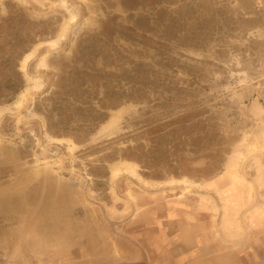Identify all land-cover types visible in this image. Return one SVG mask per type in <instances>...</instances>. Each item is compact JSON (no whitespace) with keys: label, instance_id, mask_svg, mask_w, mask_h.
<instances>
[{"label":"rangeland","instance_id":"374dc122","mask_svg":"<svg viewBox=\"0 0 264 264\" xmlns=\"http://www.w3.org/2000/svg\"><path fill=\"white\" fill-rule=\"evenodd\" d=\"M130 3L0 0V109L28 75L45 82L0 114V264H264V0ZM70 9L78 18L60 46H40L23 69ZM140 17L164 47L86 37L105 20L125 30ZM81 40L97 41L88 63ZM137 66L149 78L142 96L104 108L105 91L131 93L122 73ZM76 68L92 74L87 86L57 95ZM17 69L25 86L7 101ZM50 114L68 134L49 129ZM124 161L155 185L114 175Z\"/></svg>","mask_w":264,"mask_h":264},{"label":"trees","instance_id":"16d2710c","mask_svg":"<svg viewBox=\"0 0 264 264\" xmlns=\"http://www.w3.org/2000/svg\"><path fill=\"white\" fill-rule=\"evenodd\" d=\"M130 1L131 0H123V2L125 3V6L133 7L134 5L132 3H130ZM148 21L149 20L146 17L137 18L135 20L133 26H128V27H126L125 30H123V25L121 26L122 28H120V29L116 28L117 24L113 23V20L108 19V20H105V22H104L105 24H104L103 29H102L100 34H90V35H87L86 37H88V39L98 38L99 40H101L100 48L106 47V45L108 43L112 42L111 34H113L115 32H117L120 37H123L127 40H131L133 42H142L147 46L149 44V45L156 47V48L164 47L165 46L164 43L155 42V40H153L152 36H148L147 31H150V29L148 30V23H149ZM113 25H115V28L113 27ZM110 30H111V33H110ZM151 41H153V42H151ZM92 42H91V44L87 45L84 42H82V40L80 41L79 50L77 51L78 52L77 54H79V60L80 61H83L84 63H88L90 60H92L91 56L94 54V52L91 51L90 48L95 49L96 45H97V41H94L93 43ZM155 43H158V45ZM89 54H90V56H89ZM72 74H75V75H73L72 79L69 80V84L67 85L68 89H66V90L64 89L61 92L57 91L56 92L57 95L63 96L65 94H67V96H68L69 92H71V91L75 92L76 90H79L80 88L82 89L84 86H87V84H85L87 81L86 76L87 75L92 76V74L90 72H88L86 69L80 70L77 68L75 70H71L70 75H72ZM122 74L124 75L123 80L126 81V80L130 79L131 81L135 82L132 85L131 93L127 94L125 92H120V94H118L117 96H113V98H112V96L108 92V90L105 91L106 96L104 98L107 102L103 103L104 108L114 107L115 105L122 104L126 101H129V100H136L137 99L136 95H138L140 97L142 96V91L147 86V79H149V78H147L148 77L147 72L145 73V71H141L139 69V67L137 66L136 68H133L130 71L124 70ZM24 86H25V78H24L22 72L17 69L14 73L13 78L11 79L10 85L8 86L10 89V92H9V96L7 98V101L13 100L17 96V94L24 88ZM62 88H64L63 85H61L60 89H62ZM61 93H63V94H61ZM55 99H56V97H55ZM114 99H118V103H113ZM55 105H58V107L60 108L62 106V102L60 101L58 103V100L57 101L55 100ZM55 109H56V107L53 106L51 111H53ZM79 109L83 110V107L79 106ZM107 115H108L107 112H104V113L99 114L97 116H96V114H94L93 116H90L89 120H87V125H89V126H91L93 124L97 125L98 123L104 121L106 119ZM47 119H48V123H49V129H51V130L54 128L58 129L56 133L60 136L63 134H68V130H65V128L67 127L68 124L65 121V118L62 117V114H60L59 119H55V117L52 116L51 114L47 115ZM182 120H183V125H185L184 124L185 118L182 117ZM158 135L160 137H164L167 134L160 133ZM156 150H157V148H156Z\"/></svg>","mask_w":264,"mask_h":264},{"label":"bare ground","instance_id":"6f19581e","mask_svg":"<svg viewBox=\"0 0 264 264\" xmlns=\"http://www.w3.org/2000/svg\"><path fill=\"white\" fill-rule=\"evenodd\" d=\"M77 18H78V12L76 10H74V9H70L69 19L66 22L64 28L62 29V32H60L54 38H51V39H48V40H44V41H40L39 43H37L35 45V47L32 50H30L29 52H27L26 55H25V57L22 60V67H23V69L26 68L27 62L35 55V53L37 52V50L39 49L40 46H42V45H49L52 48L59 47L60 46V43L62 42V40H64L65 37H66V31H67V25H68V23H73V22L77 21ZM46 55H47V53H43L40 56L39 61H38V64H37L38 67L39 66L46 65V63H45ZM44 86H45V82L42 79V77L28 75V83L25 86V88L20 92V95H19L18 99L15 100L12 105H7L5 107H2L0 109V114L3 113L4 111H6L7 109L11 108V106L13 108H15L16 110L21 109L25 105V103L27 102V99H28L29 94L33 90H36V91L42 90L44 88ZM55 139H57L58 141H63L65 138H55ZM135 166L136 165L134 163H132V162L124 161V162L116 165V167L113 169L114 170L113 171V174L114 175H117L121 171H128V172L132 173L134 176H137L139 178H142V180L145 183L150 184L151 186H154L155 185V182L150 181V180H147V179L141 177V175L139 173H137ZM186 182H187V180H185L184 178H179V179L178 178L177 179L174 178V179H171L168 183L169 184H175V183L186 184ZM197 183H195V184H197Z\"/></svg>","mask_w":264,"mask_h":264},{"label":"crops","instance_id":"0c3cea01","mask_svg":"<svg viewBox=\"0 0 264 264\" xmlns=\"http://www.w3.org/2000/svg\"><path fill=\"white\" fill-rule=\"evenodd\" d=\"M243 201H239L238 203L240 204V203H242L243 202V206H244V208H247V196H243ZM236 204V203H235ZM237 205V204H236ZM235 206V205H234ZM234 208H236V206L234 207ZM236 210V209H235ZM231 211V212H229L228 214L229 215H236L237 214V212L236 211ZM234 229V228H233ZM236 230V229H235ZM244 244H246V243H244ZM246 246V245H245ZM187 253V252H186ZM187 258V257H186ZM185 257H182V259H185V261H187L188 259H186ZM246 260H247V258H245Z\"/></svg>","mask_w":264,"mask_h":264}]
</instances>
